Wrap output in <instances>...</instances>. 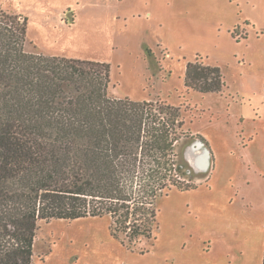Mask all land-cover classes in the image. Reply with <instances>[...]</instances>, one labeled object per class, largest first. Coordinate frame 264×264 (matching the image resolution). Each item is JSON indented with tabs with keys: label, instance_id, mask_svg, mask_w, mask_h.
<instances>
[{
	"label": "rangeland",
	"instance_id": "rangeland-1",
	"mask_svg": "<svg viewBox=\"0 0 264 264\" xmlns=\"http://www.w3.org/2000/svg\"><path fill=\"white\" fill-rule=\"evenodd\" d=\"M0 11L26 18L27 53L105 63L111 97L179 108L181 178L194 186L158 197L152 239L131 245L108 217L40 222L32 264H264V0H0ZM196 61L220 69L221 93L185 87ZM195 144L197 172L181 152Z\"/></svg>",
	"mask_w": 264,
	"mask_h": 264
},
{
	"label": "trees",
	"instance_id": "trees-1",
	"mask_svg": "<svg viewBox=\"0 0 264 264\" xmlns=\"http://www.w3.org/2000/svg\"><path fill=\"white\" fill-rule=\"evenodd\" d=\"M25 34L26 18L0 11V264H32L51 220L108 217L129 245L152 239L155 200L194 188L179 108L113 98L107 64L27 53ZM184 85L218 94L224 82L196 61Z\"/></svg>",
	"mask_w": 264,
	"mask_h": 264
},
{
	"label": "bare ground",
	"instance_id": "bare-ground-1",
	"mask_svg": "<svg viewBox=\"0 0 264 264\" xmlns=\"http://www.w3.org/2000/svg\"><path fill=\"white\" fill-rule=\"evenodd\" d=\"M181 152H182V154L185 155V159H186V157H188V159H186V160L190 163V165L193 168L195 167L194 170L196 172L199 171V170H197L198 167H203L204 165H206V157L203 154L198 153L197 151L193 152L191 150V148L188 147L187 145H185L181 149Z\"/></svg>",
	"mask_w": 264,
	"mask_h": 264
},
{
	"label": "crops",
	"instance_id": "crops-1",
	"mask_svg": "<svg viewBox=\"0 0 264 264\" xmlns=\"http://www.w3.org/2000/svg\"><path fill=\"white\" fill-rule=\"evenodd\" d=\"M240 138H239V142H240ZM208 143H210V141L208 140ZM211 144V143H210ZM239 146L242 148V151L243 152H246V151H248V146L247 145H244L242 142L241 143H239ZM210 148H211V151H212V153H213V157L215 158V150H214V148L212 147V145H210ZM209 165V164H208ZM227 259H229L230 260V264H232L233 262H236L237 260H235V259H230V256H228L227 257ZM238 264H243V260L242 261H240L239 260V263Z\"/></svg>",
	"mask_w": 264,
	"mask_h": 264
},
{
	"label": "water",
	"instance_id": "water-1",
	"mask_svg": "<svg viewBox=\"0 0 264 264\" xmlns=\"http://www.w3.org/2000/svg\"><path fill=\"white\" fill-rule=\"evenodd\" d=\"M197 144H195V145H193V146H191L190 148H191V150L193 151V152H195V151H198L200 148H201V146L200 145H197ZM204 155V154H203ZM205 157H206V155H204ZM206 162H207V159H206ZM192 167V166H191ZM198 167V166H197ZM193 168V167H192ZM195 168V167H194ZM202 169V167H198V169L197 170H201ZM204 169H205V167H204Z\"/></svg>",
	"mask_w": 264,
	"mask_h": 264
}]
</instances>
